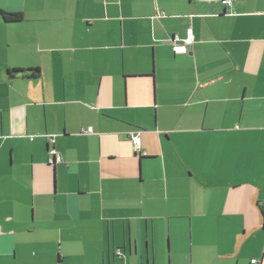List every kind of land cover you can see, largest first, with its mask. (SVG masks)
Returning a JSON list of instances; mask_svg holds the SVG:
<instances>
[{"label":"crops","instance_id":"0c3cea01","mask_svg":"<svg viewBox=\"0 0 264 264\" xmlns=\"http://www.w3.org/2000/svg\"><path fill=\"white\" fill-rule=\"evenodd\" d=\"M230 2L0 0V264H264V0Z\"/></svg>","mask_w":264,"mask_h":264},{"label":"built area","instance_id":"2783aa9c","mask_svg":"<svg viewBox=\"0 0 264 264\" xmlns=\"http://www.w3.org/2000/svg\"><path fill=\"white\" fill-rule=\"evenodd\" d=\"M223 4L226 5L227 7H230L231 2H230V0H223ZM191 43H192V38H191V36L189 34V35H187L186 39L183 40L182 44H180V45H178V46H176L174 48L175 53L176 54H178V53H186L187 52V47ZM83 133L90 134L91 133V128L86 129L85 131H83ZM139 135H140L139 132H130L128 134V139L132 142V144L134 146V149H135V153L138 156H144L145 152L141 150V141H140ZM49 142L53 143V138H50ZM49 156L50 157H49L48 162L50 164H57V163L61 162L60 155L57 154L54 149H52L49 152ZM252 262H254V261H252Z\"/></svg>","mask_w":264,"mask_h":264},{"label":"trees","instance_id":"16d2710c","mask_svg":"<svg viewBox=\"0 0 264 264\" xmlns=\"http://www.w3.org/2000/svg\"><path fill=\"white\" fill-rule=\"evenodd\" d=\"M0 17H1V19L5 22V23H18V22H20L21 21V15L20 14H12V13H7V12H4V11H2V10H0ZM17 73H20V71H17V70H10V71H8V75L9 76H14L15 74H17ZM25 74H27L28 75V77L27 78H32V79H34V78H37L38 77V70H27V71H25ZM83 131H85V130H83ZM83 131H81V134H85V133H83ZM50 138H53L52 136H49L48 137V142H49V139ZM50 143V142H49ZM53 143H54V140H53ZM51 150H49L48 149V159H47V163H48V165H52V166H54L55 164H50L49 162H48V160H49V152H50Z\"/></svg>","mask_w":264,"mask_h":264},{"label":"water","instance_id":"95a60500","mask_svg":"<svg viewBox=\"0 0 264 264\" xmlns=\"http://www.w3.org/2000/svg\"><path fill=\"white\" fill-rule=\"evenodd\" d=\"M137 156V155H136Z\"/></svg>","mask_w":264,"mask_h":264}]
</instances>
